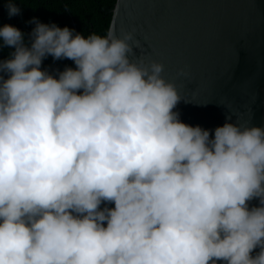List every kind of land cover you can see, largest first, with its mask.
I'll list each match as a JSON object with an SVG mask.
<instances>
[{
  "label": "clouds",
  "instance_id": "9594fccd",
  "mask_svg": "<svg viewBox=\"0 0 264 264\" xmlns=\"http://www.w3.org/2000/svg\"><path fill=\"white\" fill-rule=\"evenodd\" d=\"M29 23L0 27V264H264V127L183 122L134 32Z\"/></svg>",
  "mask_w": 264,
  "mask_h": 264
},
{
  "label": "water",
  "instance_id": "95a60500",
  "mask_svg": "<svg viewBox=\"0 0 264 264\" xmlns=\"http://www.w3.org/2000/svg\"><path fill=\"white\" fill-rule=\"evenodd\" d=\"M109 31L134 32L129 55L164 65L183 122L264 127V0H117Z\"/></svg>",
  "mask_w": 264,
  "mask_h": 264
},
{
  "label": "trees",
  "instance_id": "16d2710c",
  "mask_svg": "<svg viewBox=\"0 0 264 264\" xmlns=\"http://www.w3.org/2000/svg\"><path fill=\"white\" fill-rule=\"evenodd\" d=\"M116 2L117 0H17L22 13L9 17L5 7L6 0H0V27L12 24L30 34L35 25L29 21L37 17L41 22L68 26L84 35L93 32L104 35L109 31ZM9 53L10 49H0V60L7 58ZM69 66L75 68V62L70 59L55 60L52 56L46 57L42 64V68L57 75V70L62 71ZM105 206L115 205L107 202L101 204V208Z\"/></svg>",
  "mask_w": 264,
  "mask_h": 264
}]
</instances>
